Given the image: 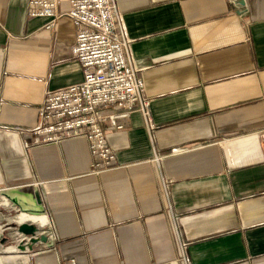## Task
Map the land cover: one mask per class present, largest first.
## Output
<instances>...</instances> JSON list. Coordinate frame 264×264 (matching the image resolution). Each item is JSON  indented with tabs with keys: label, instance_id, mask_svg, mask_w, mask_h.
I'll return each mask as SVG.
<instances>
[{
	"label": "crops",
	"instance_id": "obj_1",
	"mask_svg": "<svg viewBox=\"0 0 264 264\" xmlns=\"http://www.w3.org/2000/svg\"><path fill=\"white\" fill-rule=\"evenodd\" d=\"M29 1L0 0V195L17 208L0 197V230L48 243L13 231L1 264H264V0H115L154 129L137 110L105 122L101 174L84 138L26 147L47 93L83 80L73 22L48 29Z\"/></svg>",
	"mask_w": 264,
	"mask_h": 264
},
{
	"label": "built area",
	"instance_id": "obj_2",
	"mask_svg": "<svg viewBox=\"0 0 264 264\" xmlns=\"http://www.w3.org/2000/svg\"><path fill=\"white\" fill-rule=\"evenodd\" d=\"M63 4L68 5L67 11L60 10ZM28 16L50 18L48 29L62 18L73 22L76 43L72 54L83 80L47 93L38 124L28 130L35 140L26 147L84 138L90 145L93 173H106L117 158L107 142L105 122L123 130L137 110L144 114L148 128L154 129L147 89L139 77L141 68L130 58L131 41L125 36L115 0H30ZM111 108L121 112L105 115ZM262 141L264 145V133Z\"/></svg>",
	"mask_w": 264,
	"mask_h": 264
},
{
	"label": "water",
	"instance_id": "obj_3",
	"mask_svg": "<svg viewBox=\"0 0 264 264\" xmlns=\"http://www.w3.org/2000/svg\"><path fill=\"white\" fill-rule=\"evenodd\" d=\"M235 3L241 4L244 6V0H234ZM18 231L20 235H24L25 239L28 240V244H34L38 242H42L47 244L48 238L45 236L38 237V233L40 232L37 227H35L33 224H20L18 227H16L15 231ZM6 242L5 239H2L1 244H4ZM52 245V244H50Z\"/></svg>",
	"mask_w": 264,
	"mask_h": 264
},
{
	"label": "rangeland",
	"instance_id": "obj_4",
	"mask_svg": "<svg viewBox=\"0 0 264 264\" xmlns=\"http://www.w3.org/2000/svg\"><path fill=\"white\" fill-rule=\"evenodd\" d=\"M1 218V217H0ZM13 230L12 228H8V230L5 231V233L3 234L0 230V234L2 235V238H3V235H4V239L6 240V244L4 245V247L8 248V247H12V246H16V240L15 238L13 237L12 233H13ZM1 238V239H2ZM0 239V241H1ZM3 244L0 243V246H2ZM1 258V257H0Z\"/></svg>",
	"mask_w": 264,
	"mask_h": 264
},
{
	"label": "bare ground",
	"instance_id": "obj_5",
	"mask_svg": "<svg viewBox=\"0 0 264 264\" xmlns=\"http://www.w3.org/2000/svg\"><path fill=\"white\" fill-rule=\"evenodd\" d=\"M0 197L1 198H4L9 204H11L10 203V201L5 197V196H3V195H0ZM12 205V207H14V208H16L13 204H11ZM17 209V208H16ZM21 214H25V215H29L30 217H34V218H36V219H40V218H42V217H45V216H40V215H31V214H27V213H21ZM16 232L19 234V232L16 230ZM2 238V235L0 234V239ZM0 264H1V262H0Z\"/></svg>",
	"mask_w": 264,
	"mask_h": 264
}]
</instances>
